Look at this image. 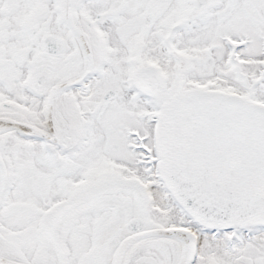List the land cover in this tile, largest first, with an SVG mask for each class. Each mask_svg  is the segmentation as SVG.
<instances>
[{
  "label": "snow or ice",
  "instance_id": "obj_1",
  "mask_svg": "<svg viewBox=\"0 0 264 264\" xmlns=\"http://www.w3.org/2000/svg\"><path fill=\"white\" fill-rule=\"evenodd\" d=\"M0 264H264V0H0Z\"/></svg>",
  "mask_w": 264,
  "mask_h": 264
}]
</instances>
